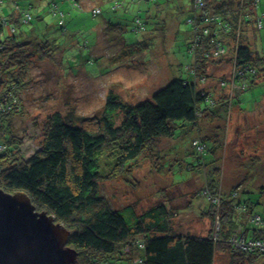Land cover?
Instances as JSON below:
<instances>
[{
    "label": "trees",
    "instance_id": "16d2710c",
    "mask_svg": "<svg viewBox=\"0 0 264 264\" xmlns=\"http://www.w3.org/2000/svg\"><path fill=\"white\" fill-rule=\"evenodd\" d=\"M148 1L155 6H172L179 13L184 5L190 6L184 11L183 21L190 26L187 51L193 59L187 68L191 74L186 78H168L164 85L138 102L125 101L109 88L99 115L50 113L39 129L38 148L27 157L22 154V139L15 133L12 120L21 114V100L28 90V74L34 59L47 54H42L44 46L38 53L29 52L30 46L23 45L25 38L14 32L1 34L3 24L10 19L16 24L21 18L18 9L0 17V188L8 193L24 192L36 211L46 212L54 217L55 223L63 225L68 232L64 247L75 252L72 264H214L217 251L227 252L229 264H255L264 260V248L259 245L242 248L235 242L264 241V214L258 210L262 205L258 199L264 197L261 185L255 190L262 195L257 199L241 185L225 193L216 182L211 187L212 177L220 173V168L214 166L207 172V185L201 194L209 201L205 216L212 227L205 235L174 233L165 202L137 212L134 204L114 208L101 194L102 182L119 174L126 177L127 185L132 184L130 177L139 158L148 153L151 160L152 155L161 159L160 140L178 138L199 116L211 113L217 116V108L222 109L220 114H229L234 106L239 112H247L236 105L240 100L246 102L245 99L237 95L234 102L235 97L230 98L225 87H240L239 94L249 91L250 98L246 99L251 105L255 95L250 90L264 81V56L247 42L249 34L253 35L252 29H258L260 0ZM52 6L55 12V3ZM92 14L98 13L92 10ZM147 17L138 14L133 21L140 29L153 28L158 22ZM55 24L51 26L56 28ZM154 41L126 43L122 57H129L134 48L140 53L153 48ZM43 44L46 47L47 40ZM224 56L229 58L232 69L228 76L221 74L222 92L214 97L212 89L202 86L203 76L208 66L221 63ZM87 61L91 59L84 63ZM213 97L217 103H212ZM212 104H216L215 110ZM237 116L233 114L232 118ZM177 128L182 131H176ZM196 141H191L195 151L212 153L202 140L197 141L202 147L198 150L193 144ZM188 154L191 155L185 151L182 161ZM175 161L180 164L179 159ZM164 168L172 171L173 163H166ZM245 191L247 196H240Z\"/></svg>",
    "mask_w": 264,
    "mask_h": 264
},
{
    "label": "rangeland",
    "instance_id": "374dc122",
    "mask_svg": "<svg viewBox=\"0 0 264 264\" xmlns=\"http://www.w3.org/2000/svg\"><path fill=\"white\" fill-rule=\"evenodd\" d=\"M76 1L79 0H0V17L7 16L15 8L21 12L13 32L17 34L23 30L25 39L22 41L23 45L30 46L28 51L38 53L44 46L42 54H47L42 59H34L28 74V90L21 100V114L12 120L15 133L22 139L24 157L38 148L42 122L54 111H73L86 117L99 115L109 88L125 101L138 102L149 97L168 78H186L191 74L187 68L193 59L187 51V43L191 41L190 26L183 21L184 11L190 6L184 5L183 12L179 13L172 6H155L148 0H82V4ZM50 2L55 3V12ZM99 6L101 9L96 10ZM93 9L97 15L92 14ZM257 12L263 18L258 29H252L253 35L250 37L249 34L247 42L264 56V0L257 3ZM138 14L143 18L148 15L150 21L158 23L153 28L140 29L133 21ZM53 23L56 28L51 26ZM2 28L9 34L8 25L3 24ZM43 35L48 38H42ZM149 39H155L153 48H145L141 53L134 48L129 57H122L126 43ZM43 40L48 42L46 47ZM226 56L222 57L220 65L208 66L203 76L202 86L212 89L216 93L214 97L222 92L219 78L228 76L232 69ZM88 58L91 61L84 63ZM237 88L227 86L224 89L230 98L239 95V99H245L247 103L240 100L236 105L247 109L248 118L232 119L233 114L240 113L235 106L229 114H220L222 109L217 108V116L213 113L199 116L178 138L160 140L158 153L163 156L161 159L152 155L151 160L148 153L139 158L130 177L132 184L127 185L126 177L119 174L102 182L101 194L114 208L134 204L137 212L165 202L174 233L195 235H205L212 227L205 216L209 201L201 190L207 185L206 173L214 166L220 168V173L212 177L211 187L216 182L220 184V191L227 193L241 185L252 192L254 199L262 196L255 190L261 185L264 191V81L250 90L255 95L252 106L247 100L249 91L239 94L241 89ZM215 102L214 98L212 103ZM212 106L215 110L216 104ZM253 106L258 108L250 113ZM192 140H202L212 153L195 151ZM197 141L196 145L201 147ZM185 151L191 155L182 161ZM175 159H179L180 164ZM170 162L174 169L169 172L164 165ZM247 194L241 192L240 196ZM258 200L262 202L258 210L264 214V197ZM214 264H229L227 252L217 251ZM255 264H264V260Z\"/></svg>",
    "mask_w": 264,
    "mask_h": 264
},
{
    "label": "water",
    "instance_id": "95a60500",
    "mask_svg": "<svg viewBox=\"0 0 264 264\" xmlns=\"http://www.w3.org/2000/svg\"><path fill=\"white\" fill-rule=\"evenodd\" d=\"M67 236L24 192L0 188V264H72L75 252L64 247Z\"/></svg>",
    "mask_w": 264,
    "mask_h": 264
},
{
    "label": "built area",
    "instance_id": "2783aa9c",
    "mask_svg": "<svg viewBox=\"0 0 264 264\" xmlns=\"http://www.w3.org/2000/svg\"><path fill=\"white\" fill-rule=\"evenodd\" d=\"M28 16V18H30L29 16L30 15H27ZM194 144H196V142H194ZM197 146V145H196ZM197 148H198V150H201L202 149V147H198L197 146ZM243 240H241V239H238L236 242H235V245L237 246H240L241 245V247L242 248H246L248 245H251V246H253V247H255V246H257V245H259V246H261V248H264V245H261V244H258V243H262V244H264V241L263 242H260V241H255V242H249L248 244H245L244 242H242Z\"/></svg>",
    "mask_w": 264,
    "mask_h": 264
},
{
    "label": "bare ground",
    "instance_id": "6f19581e",
    "mask_svg": "<svg viewBox=\"0 0 264 264\" xmlns=\"http://www.w3.org/2000/svg\"><path fill=\"white\" fill-rule=\"evenodd\" d=\"M77 3H79V4H82L83 2H82V0H79V1H76ZM100 7V8H99ZM99 7H97V8H95L96 10H100L101 9V6H99ZM262 18L263 17H259L258 15H257V22L259 23L261 20H262ZM12 21H11V19H10V22L9 23H7L6 25H8V29H9V34H10V32L13 30V29H16L17 27H16V25H15V23H11ZM3 29V28H2ZM6 32L4 31V30H2V33L1 34H5ZM230 121V120H229ZM229 123V122H228Z\"/></svg>",
    "mask_w": 264,
    "mask_h": 264
},
{
    "label": "crops",
    "instance_id": "0c3cea01",
    "mask_svg": "<svg viewBox=\"0 0 264 264\" xmlns=\"http://www.w3.org/2000/svg\"><path fill=\"white\" fill-rule=\"evenodd\" d=\"M10 12H11V11H10ZM32 31H34V30H32ZM17 34H18V36H20L21 38H25L23 30H22V31H18ZM250 113H253V112H250ZM247 114H249V113H248V112H247V113H245V112H240L239 114H237V115H238L237 117L242 116V117L248 118ZM237 117H236V118H232V119L236 120ZM229 120H230V119H229ZM232 125H233V124H232Z\"/></svg>",
    "mask_w": 264,
    "mask_h": 264
},
{
    "label": "clouds",
    "instance_id": "9594fccd",
    "mask_svg": "<svg viewBox=\"0 0 264 264\" xmlns=\"http://www.w3.org/2000/svg\"><path fill=\"white\" fill-rule=\"evenodd\" d=\"M93 11H94V9H93ZM13 31H15V29H13V30L11 31V33H12ZM7 34H8V33H7Z\"/></svg>",
    "mask_w": 264,
    "mask_h": 264
}]
</instances>
